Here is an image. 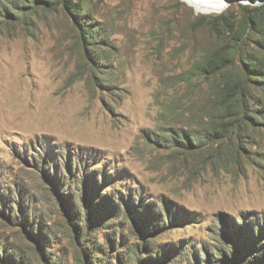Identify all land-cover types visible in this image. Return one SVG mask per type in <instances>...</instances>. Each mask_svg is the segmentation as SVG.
<instances>
[{
    "label": "rangeland",
    "instance_id": "rangeland-1",
    "mask_svg": "<svg viewBox=\"0 0 264 264\" xmlns=\"http://www.w3.org/2000/svg\"><path fill=\"white\" fill-rule=\"evenodd\" d=\"M262 4L81 0L102 39L86 49L60 8L1 21L0 246L26 247L32 228L60 262L81 264L68 238L76 204L90 235L78 246L108 254L146 240L155 264H212L228 239L264 244V136L252 132L240 165L215 166L184 138L203 127L208 91L194 67L213 39L197 17Z\"/></svg>",
    "mask_w": 264,
    "mask_h": 264
},
{
    "label": "trees",
    "instance_id": "trees-1",
    "mask_svg": "<svg viewBox=\"0 0 264 264\" xmlns=\"http://www.w3.org/2000/svg\"><path fill=\"white\" fill-rule=\"evenodd\" d=\"M57 8L71 16L78 35L84 41V49L90 48L88 45L93 48L97 41L102 40L100 27L96 28V24L91 27L94 19L89 12L81 9V0L1 1L0 22H6L9 18H26L37 9L51 12ZM241 11L226 9L219 14L199 15L195 21V25H205L212 34L209 36L213 41L194 67L198 77L202 78L204 87L208 88L203 117L199 118L205 126L191 134H185L184 138L186 148L205 156L203 163L212 166L228 158L235 160L234 165H240L242 151L246 150V145H253L252 132H259L264 136V4L241 6ZM98 55L99 51L95 49L88 52V56L94 60ZM78 209L77 204L70 209V213L75 214L72 220L77 224L75 223L76 229L70 230L68 235L75 246L77 262L155 264L154 260H149L153 259L150 254L153 248L149 247L146 240L138 248L127 247L126 250H115L116 252L111 251L109 254L100 245L96 246L92 242L88 247L78 246V239L82 242L86 236H90L81 227L78 229V222L81 221ZM240 231L245 236L249 235L248 225L244 224ZM49 232L51 235L52 232ZM30 233L32 237L28 236L26 239V247L18 244L9 246L6 241L1 243L0 264H64L50 251L51 239L48 236L40 231L33 234L32 228ZM237 238L228 239L225 251L212 264H264L263 242L252 236L250 239ZM93 250H99L102 255L96 256ZM143 254L149 255L147 259ZM209 262H212L211 259Z\"/></svg>",
    "mask_w": 264,
    "mask_h": 264
},
{
    "label": "bare ground",
    "instance_id": "bare-ground-1",
    "mask_svg": "<svg viewBox=\"0 0 264 264\" xmlns=\"http://www.w3.org/2000/svg\"><path fill=\"white\" fill-rule=\"evenodd\" d=\"M200 13H218L223 11L227 3L225 0H183Z\"/></svg>",
    "mask_w": 264,
    "mask_h": 264
},
{
    "label": "water",
    "instance_id": "water-1",
    "mask_svg": "<svg viewBox=\"0 0 264 264\" xmlns=\"http://www.w3.org/2000/svg\"><path fill=\"white\" fill-rule=\"evenodd\" d=\"M225 1H226L227 5H229L231 2L237 1V0H225Z\"/></svg>",
    "mask_w": 264,
    "mask_h": 264
}]
</instances>
